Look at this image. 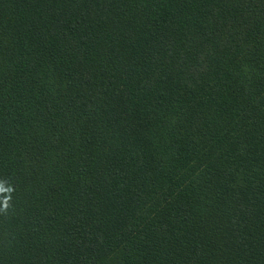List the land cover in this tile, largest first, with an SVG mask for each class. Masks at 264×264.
Returning <instances> with one entry per match:
<instances>
[{"label":"trees","instance_id":"1","mask_svg":"<svg viewBox=\"0 0 264 264\" xmlns=\"http://www.w3.org/2000/svg\"><path fill=\"white\" fill-rule=\"evenodd\" d=\"M0 264H264V0H0Z\"/></svg>","mask_w":264,"mask_h":264},{"label":"clouds","instance_id":"2","mask_svg":"<svg viewBox=\"0 0 264 264\" xmlns=\"http://www.w3.org/2000/svg\"><path fill=\"white\" fill-rule=\"evenodd\" d=\"M5 191H8L7 189H5L2 185H0V192H5ZM8 199H10V197H5V200L3 202V206L2 208H0V211H6L7 210V207H8Z\"/></svg>","mask_w":264,"mask_h":264}]
</instances>
